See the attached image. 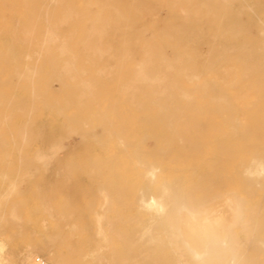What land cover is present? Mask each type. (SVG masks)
<instances>
[{
  "label": "rangeland",
  "instance_id": "374dc122",
  "mask_svg": "<svg viewBox=\"0 0 264 264\" xmlns=\"http://www.w3.org/2000/svg\"><path fill=\"white\" fill-rule=\"evenodd\" d=\"M263 105L264 0H0V264H264Z\"/></svg>",
  "mask_w": 264,
  "mask_h": 264
},
{
  "label": "bare ground",
  "instance_id": "6f19581e",
  "mask_svg": "<svg viewBox=\"0 0 264 264\" xmlns=\"http://www.w3.org/2000/svg\"><path fill=\"white\" fill-rule=\"evenodd\" d=\"M171 2V1H170ZM121 10V9H120ZM29 15V13H28ZM182 15V14H181ZM32 20V19H30ZM128 21V19H127ZM32 25V24H31ZM237 29V28H236ZM95 32V31H94ZM179 34V33H178ZM220 34V33H219ZM87 35V34H86ZM91 35V34H90ZM231 36V35H230ZM58 37V36H57ZM89 37V36H88ZM90 38V37H89ZM125 39V38H124ZM60 40V39H59ZM214 42V41H213ZM250 44V43H249ZM63 46V45H62ZM64 47V46H63ZM246 47V46H245ZM66 49V48H65ZM259 50V49H258ZM242 53V52H241ZM250 54V53H249ZM138 63V62H137ZM262 68V67H261ZM243 74V73H242ZM244 75V74H243ZM237 77V76H236ZM213 81V80H212ZM158 85V84H156ZM232 85V84H231ZM213 86V85H212ZM135 87V86H134ZM184 94V93H183ZM221 105V103H219ZM230 106V105H228ZM264 106V105H263ZM222 109V108H221ZM230 109V108H229ZM227 112V110H226ZM262 120V119H261ZM236 122V121H235ZM239 124V123H238ZM237 124V125H238ZM236 128V127H235ZM261 129V128H260ZM261 139V138H260ZM251 159V158H250ZM258 164H255L254 167H251L249 171L253 172V169L256 168ZM258 168V167H257ZM246 169V168H245ZM155 171V170H154ZM250 172V173H252ZM255 172V169H254ZM152 179V178H151ZM259 183V182H258ZM260 184V183H259ZM162 194L160 197L152 196L149 201L144 202V206L148 209H152L155 211L157 216H163L165 214H169V221L171 225L182 233L185 236L188 234L189 228L193 230L194 233L198 235L200 240L196 242L194 240L193 247H197L199 252H194V255L200 256V253H207L208 249V236L210 237L211 234H215L218 241L225 243V237L227 234L228 226L231 222H233L237 215H235V218L232 219L229 215V205L228 200H223L219 202H215L209 207L205 208H192L188 206L185 201L174 198L171 189L168 186H162ZM150 189V188H149ZM151 192V191H150ZM229 194V193H228ZM149 197V196H148ZM229 197V196H228ZM234 200V199H233ZM189 201V200H188ZM239 203H237L238 205ZM234 205V204H233ZM234 209L236 207H233ZM233 210V209H232ZM237 210V209H235ZM234 210V211H235ZM233 212V211H232ZM231 212V213H232ZM210 214H213L214 216L220 215L221 222L220 224L215 223L214 221H209V223L206 221L208 216ZM233 215V216H234ZM213 218V216H212ZM161 222V221H160ZM162 224V223H161ZM188 228V230H187ZM191 230V232H192ZM144 232V231H143ZM190 232V233H191ZM192 232V233H193ZM189 233V234H190ZM252 233V232H251ZM188 234V235H189ZM191 235V234H190ZM195 235V234H194ZM194 237V236H193ZM189 238V237H188ZM193 239V238H192ZM192 243L193 241H186L185 243ZM0 248L2 251L3 245L0 244ZM248 249V248H247ZM5 252V251H4ZM6 254V252H5ZM25 256V255H24ZM28 256V255H26ZM1 257V256H0ZM29 257V256H28ZM40 257V256H39ZM36 258H29L27 260V264H34ZM54 260V259H53ZM3 261V260H2ZM48 264H53L52 262L46 260ZM54 262V261H53ZM182 262V261H181ZM57 264V263H56Z\"/></svg>",
  "mask_w": 264,
  "mask_h": 264
},
{
  "label": "built area",
  "instance_id": "2783aa9c",
  "mask_svg": "<svg viewBox=\"0 0 264 264\" xmlns=\"http://www.w3.org/2000/svg\"><path fill=\"white\" fill-rule=\"evenodd\" d=\"M34 264H48V262L43 257H37Z\"/></svg>",
  "mask_w": 264,
  "mask_h": 264
}]
</instances>
